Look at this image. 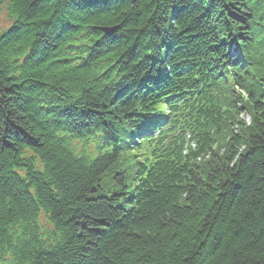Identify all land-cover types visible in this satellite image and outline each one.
<instances>
[{
    "label": "trees",
    "instance_id": "obj_1",
    "mask_svg": "<svg viewBox=\"0 0 264 264\" xmlns=\"http://www.w3.org/2000/svg\"><path fill=\"white\" fill-rule=\"evenodd\" d=\"M257 2L0 0V264H264ZM164 68L184 102L143 93ZM163 107L177 135L121 146Z\"/></svg>",
    "mask_w": 264,
    "mask_h": 264
},
{
    "label": "rangeland",
    "instance_id": "obj_2",
    "mask_svg": "<svg viewBox=\"0 0 264 264\" xmlns=\"http://www.w3.org/2000/svg\"><path fill=\"white\" fill-rule=\"evenodd\" d=\"M9 25V22L6 20L5 15L2 13H0V26L6 27ZM245 115L243 114V117ZM245 119L247 120V116L245 117Z\"/></svg>",
    "mask_w": 264,
    "mask_h": 264
},
{
    "label": "water",
    "instance_id": "obj_3",
    "mask_svg": "<svg viewBox=\"0 0 264 264\" xmlns=\"http://www.w3.org/2000/svg\"><path fill=\"white\" fill-rule=\"evenodd\" d=\"M111 30H112V29H108V28H104V29H103V31L106 32V33L110 32Z\"/></svg>",
    "mask_w": 264,
    "mask_h": 264
}]
</instances>
